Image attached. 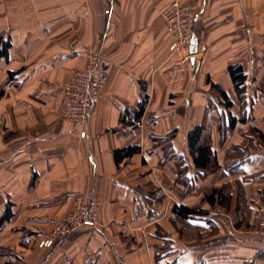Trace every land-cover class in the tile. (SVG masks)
I'll return each instance as SVG.
<instances>
[{"label": "crops", "instance_id": "obj_1", "mask_svg": "<svg viewBox=\"0 0 264 264\" xmlns=\"http://www.w3.org/2000/svg\"><path fill=\"white\" fill-rule=\"evenodd\" d=\"M174 1L0 0V37L12 42L0 60V220L11 213L0 255H12L2 264H264L253 230L264 218V0H180L198 10L195 70L170 51L163 13ZM90 54L109 83L74 127L60 115L63 90ZM232 66L247 76L244 102ZM198 127L218 163L209 174L189 147ZM129 147L140 152L117 163ZM223 187L230 206L212 198L193 220L175 215ZM78 195L99 203L97 226L39 248ZM244 215L254 227L243 231L233 221ZM186 222L215 235L188 241Z\"/></svg>", "mask_w": 264, "mask_h": 264}, {"label": "built area", "instance_id": "obj_2", "mask_svg": "<svg viewBox=\"0 0 264 264\" xmlns=\"http://www.w3.org/2000/svg\"><path fill=\"white\" fill-rule=\"evenodd\" d=\"M197 17V8L180 0H175L163 13V19L173 37L170 51L174 54H183L182 64H188L193 56L194 27ZM108 83L109 73L104 61L100 56L90 54L87 66L75 72L64 87L61 117L74 127L85 124ZM98 214L97 201L78 195L68 215L54 226L50 237L42 240L39 248H52L80 227L97 226ZM258 226L261 236L264 237V218L259 221Z\"/></svg>", "mask_w": 264, "mask_h": 264}, {"label": "trees", "instance_id": "obj_3", "mask_svg": "<svg viewBox=\"0 0 264 264\" xmlns=\"http://www.w3.org/2000/svg\"><path fill=\"white\" fill-rule=\"evenodd\" d=\"M12 48L11 40H6L3 37H0V60L5 59L9 60V51ZM231 78L233 80L236 92L238 94L241 102L245 101L246 95V83L247 76L245 75L243 68L241 66H232L229 69ZM223 99L227 107L232 105L231 102H228V96L226 93H222ZM146 99L139 106L138 111L136 112V119L140 121L146 106ZM228 130H233L236 124V119L231 118ZM245 119L241 117V121ZM221 127L224 128V123ZM204 127H198L194 129L189 135V147L191 155L194 160V164L198 170H201L204 174H209L212 170H216L218 167L217 159L213 155L210 137L204 134ZM223 134H225L223 132ZM140 152L139 147H129L127 149L118 150L115 152V161L117 163L122 162L124 159L130 158L133 155ZM211 204H214L212 198L207 199ZM174 213L177 217L182 220H193L195 217L203 215L202 211L187 208L184 206H175ZM11 218L10 208H7L4 217L0 220V227L3 223Z\"/></svg>", "mask_w": 264, "mask_h": 264}, {"label": "rangeland", "instance_id": "obj_4", "mask_svg": "<svg viewBox=\"0 0 264 264\" xmlns=\"http://www.w3.org/2000/svg\"><path fill=\"white\" fill-rule=\"evenodd\" d=\"M33 1L34 0H26V4L27 5H29L30 3L32 4L33 3ZM218 191H216L215 190V192H213V190H211V189H209V190H206V192L204 193V197H205V199L203 200V202L200 204V205H197V206H195V210H199V211H204L205 209L203 208L204 206H205V204H206V202H209V201H206L207 199H209V198H213V199H216L217 201H219V203H220V205L221 206H223V207H228V206H230V204L232 203V191H230L229 189H227L226 187H223V188H220V189H217ZM237 194H238V196L239 197H237L238 199L236 200L237 201V208H236V211L238 212V211H240L241 210V208L243 207L242 205H241V200H240V189H238V191H237ZM214 195H216V196H214ZM206 201V202H205ZM235 201V200H234ZM241 212V211H240ZM219 217H221L220 215H219ZM223 217V216H222ZM226 218L224 217V223H229V224H231V222L232 221H228L227 219L225 220ZM181 222V221H180ZM175 224V226H177V223L175 222L174 223ZM228 224V225H229ZM233 224L235 225V227L236 226H239L240 227V230H247V229H250L251 227H254V226H251L250 224H249V219L247 218V217H245V215H244V218H243V220L242 221H240V219H236V220H234L233 221ZM259 223L257 224V226L253 229L254 230V233L256 234V235H259V236H261V234H260V232H259ZM183 226H184V228L182 229H180V234H181V236H184V237H186V239L189 241H191V240H194V239H196L197 237L201 240V242H206V241H208L210 238H211V236L212 235H215V232H214V234H212V233H209V232H204V231H199V230H197V229H194V227H192L188 222H186V223H183ZM188 245V244H187ZM190 245V244H189ZM167 250H166V248L164 249V252H166ZM3 252H5V251H3ZM5 255H6V257H12V255L10 254V253H7V252H5ZM5 255H0V264H2V261H3V257L5 256ZM8 255V256H7ZM10 255V256H9Z\"/></svg>", "mask_w": 264, "mask_h": 264}, {"label": "water", "instance_id": "obj_5", "mask_svg": "<svg viewBox=\"0 0 264 264\" xmlns=\"http://www.w3.org/2000/svg\"><path fill=\"white\" fill-rule=\"evenodd\" d=\"M192 54L193 56L190 60V64L192 66V69L195 70L197 69L198 63L200 62V56H198L197 42L195 40L193 41Z\"/></svg>", "mask_w": 264, "mask_h": 264}]
</instances>
